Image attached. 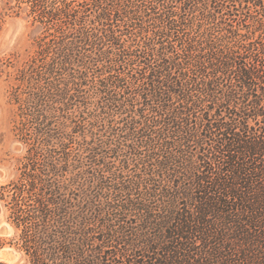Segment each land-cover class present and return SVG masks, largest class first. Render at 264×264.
Masks as SVG:
<instances>
[{
    "label": "trees",
    "instance_id": "obj_1",
    "mask_svg": "<svg viewBox=\"0 0 264 264\" xmlns=\"http://www.w3.org/2000/svg\"><path fill=\"white\" fill-rule=\"evenodd\" d=\"M17 1L31 264H264V0Z\"/></svg>",
    "mask_w": 264,
    "mask_h": 264
},
{
    "label": "rangeland",
    "instance_id": "obj_2",
    "mask_svg": "<svg viewBox=\"0 0 264 264\" xmlns=\"http://www.w3.org/2000/svg\"><path fill=\"white\" fill-rule=\"evenodd\" d=\"M40 35L41 30L28 16L26 3L0 0V263L3 264H31L25 251L19 249L21 231L9 220L6 204L10 184L18 180L28 149L14 132L18 105L12 93L21 84L20 71L37 53ZM5 226L10 228L9 233L4 232ZM7 249L14 250L18 257L6 259L3 252Z\"/></svg>",
    "mask_w": 264,
    "mask_h": 264
},
{
    "label": "water",
    "instance_id": "obj_3",
    "mask_svg": "<svg viewBox=\"0 0 264 264\" xmlns=\"http://www.w3.org/2000/svg\"><path fill=\"white\" fill-rule=\"evenodd\" d=\"M3 230L6 233L10 232V228L8 226L3 227ZM3 255L8 260H15L18 257L17 253L11 249L4 250Z\"/></svg>",
    "mask_w": 264,
    "mask_h": 264
}]
</instances>
